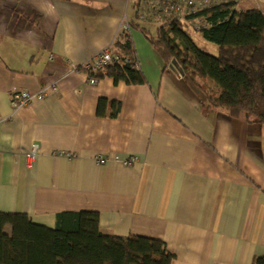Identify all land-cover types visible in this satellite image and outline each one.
I'll list each match as a JSON object with an SVG mask.
<instances>
[{
    "label": "crops",
    "instance_id": "obj_1",
    "mask_svg": "<svg viewBox=\"0 0 264 264\" xmlns=\"http://www.w3.org/2000/svg\"><path fill=\"white\" fill-rule=\"evenodd\" d=\"M128 1L0 0V213L54 228L60 213L97 212L103 235L162 240L172 264H255L264 259V125L202 112L201 90L125 31L138 2L128 13ZM237 3L264 13V0ZM125 32L147 82L101 74L91 85L82 66ZM45 87L43 99L13 109L14 90Z\"/></svg>",
    "mask_w": 264,
    "mask_h": 264
},
{
    "label": "trees",
    "instance_id": "obj_2",
    "mask_svg": "<svg viewBox=\"0 0 264 264\" xmlns=\"http://www.w3.org/2000/svg\"><path fill=\"white\" fill-rule=\"evenodd\" d=\"M237 2L225 0L181 17L163 15L157 36L151 37L148 28L137 24L144 20L138 0L128 30L139 31L167 68L176 60L183 76L202 91V112L221 111L233 119H257L264 125V13L238 9ZM197 20L202 23L198 29L202 36L218 46V55L195 43L189 28L190 22ZM110 51L119 60L108 67L105 76L115 83L147 82L129 32L120 35ZM207 81L213 84L212 89L216 86L217 94L211 92ZM106 104L100 100L99 116H105ZM111 104V116L116 117L120 104ZM7 225L12 227L11 235L5 233ZM174 259L162 240L103 235L97 212L60 213L54 228L33 223L27 214L0 213V264H172ZM255 264H264V259Z\"/></svg>",
    "mask_w": 264,
    "mask_h": 264
},
{
    "label": "built area",
    "instance_id": "obj_3",
    "mask_svg": "<svg viewBox=\"0 0 264 264\" xmlns=\"http://www.w3.org/2000/svg\"><path fill=\"white\" fill-rule=\"evenodd\" d=\"M151 0H144L141 5L140 14L141 17L150 16L153 19L160 20L163 15H176L177 17L186 16L194 10H200L209 7L213 4L224 3L225 0H158L149 4ZM191 10V11H190ZM149 17V18H150ZM128 30V26L124 27ZM119 60V57L114 56L110 50H104L95 55L92 60L85 63L82 68L88 77V81L91 85H96L99 82V75H104L107 72L109 66L115 64ZM126 61H131L130 58H126ZM78 70V69H77ZM49 87L43 88L36 94L28 91L14 90L11 93V105L16 111L23 106L32 104L35 100H41L45 97ZM259 122L257 119L253 120ZM40 147L37 143L32 146L31 151L26 155L29 160H33L39 154ZM109 160L108 157L98 155L95 157V161L98 164H104ZM137 159H126L123 161L124 165H132Z\"/></svg>",
    "mask_w": 264,
    "mask_h": 264
},
{
    "label": "rangeland",
    "instance_id": "obj_4",
    "mask_svg": "<svg viewBox=\"0 0 264 264\" xmlns=\"http://www.w3.org/2000/svg\"><path fill=\"white\" fill-rule=\"evenodd\" d=\"M135 1L136 0H129L128 1V11H129L128 13H132V11H133V4H134ZM142 1H144V0H142ZM156 1H158V0H151L148 3L149 4H152L153 2H156ZM130 17H131V15H130ZM162 22L163 21L156 20V19H152V20L145 19L143 21H141V20L138 21L137 24L138 25H141L142 27L148 28L150 30L151 37H155V36H157V28L160 27V25L162 24ZM190 24L191 25H190L189 30H190V33H191V35H192L195 43L197 44V46L201 50H203V51H205V52H207V53H209L211 55H215V56L218 55V53H219L218 46L216 44L212 43V42L207 41L202 36L201 32L198 30L201 27L202 23L197 20V21H193L192 23L190 22ZM132 27H135V26L132 25ZM134 31H136V30L133 29V32ZM207 82L209 84V88L211 89V92L213 91V93L217 94V92H216V90H217L216 86H214L215 88L212 89L213 88V84L210 81H207Z\"/></svg>",
    "mask_w": 264,
    "mask_h": 264
},
{
    "label": "water",
    "instance_id": "obj_5",
    "mask_svg": "<svg viewBox=\"0 0 264 264\" xmlns=\"http://www.w3.org/2000/svg\"><path fill=\"white\" fill-rule=\"evenodd\" d=\"M171 69H173V71L177 72L180 76L183 75V70L181 69V67L178 65V63L176 62V60H173L171 66Z\"/></svg>",
    "mask_w": 264,
    "mask_h": 264
}]
</instances>
